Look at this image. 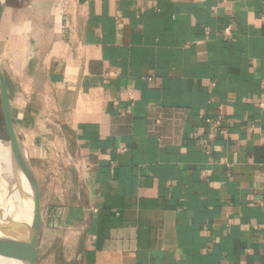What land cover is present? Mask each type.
<instances>
[{"label":"crops","instance_id":"0c3cea01","mask_svg":"<svg viewBox=\"0 0 264 264\" xmlns=\"http://www.w3.org/2000/svg\"><path fill=\"white\" fill-rule=\"evenodd\" d=\"M41 21L8 34L9 98L52 262L264 264V0H57ZM43 163L71 171L46 199Z\"/></svg>","mask_w":264,"mask_h":264},{"label":"water","instance_id":"95a60500","mask_svg":"<svg viewBox=\"0 0 264 264\" xmlns=\"http://www.w3.org/2000/svg\"><path fill=\"white\" fill-rule=\"evenodd\" d=\"M5 0H0V28ZM0 110L7 135L10 159L16 183L23 198L31 203V219L23 222L8 215V206L0 208V254L20 264H37L36 244L42 226L40 193L31 160L15 127L4 69L0 62ZM26 180L28 189L21 181Z\"/></svg>","mask_w":264,"mask_h":264},{"label":"rangeland","instance_id":"374dc122","mask_svg":"<svg viewBox=\"0 0 264 264\" xmlns=\"http://www.w3.org/2000/svg\"><path fill=\"white\" fill-rule=\"evenodd\" d=\"M57 0H5V7L2 13L1 20V28H0V62L4 69L6 81H7V89L8 94L19 92L21 89V83L19 81H13L11 78L9 59L12 55V52L8 50L7 42H8V34L11 30L14 29V26H19L21 29L28 26H39L43 24L40 23V16L43 17V8H49ZM42 12V13H41ZM41 13V14H40ZM31 21V22H30ZM20 98V97H19ZM0 140L8 146L7 135L3 124V118L0 110ZM38 166L39 163H38ZM57 174L59 181L70 182L71 180V171L69 168L61 167L59 169L55 168L53 164L43 163V196L46 199L47 191L51 187H53L54 176ZM8 183L11 184L12 179H7ZM57 181V180H56ZM10 196V195H9ZM3 197V196H1ZM0 208L5 207L6 200L2 204ZM37 240L36 244V252H37V264H54L52 259L49 257L51 252L55 251V245H53L49 250L50 252H46V246L43 245V242ZM51 260V261H50ZM54 260V259H53Z\"/></svg>","mask_w":264,"mask_h":264},{"label":"bare ground","instance_id":"6f19581e","mask_svg":"<svg viewBox=\"0 0 264 264\" xmlns=\"http://www.w3.org/2000/svg\"><path fill=\"white\" fill-rule=\"evenodd\" d=\"M10 178L12 179L11 184L7 181ZM21 183L23 189L25 188L27 190L28 186L24 178ZM18 186L13 174L9 147L0 140V207L3 206L2 204L6 200L8 215L28 223L31 219V203L23 198ZM0 264L20 263L0 254Z\"/></svg>","mask_w":264,"mask_h":264}]
</instances>
